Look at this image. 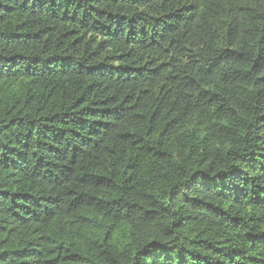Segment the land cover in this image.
I'll list each match as a JSON object with an SVG mask.
<instances>
[{"label":"trees","instance_id":"trees-1","mask_svg":"<svg viewBox=\"0 0 264 264\" xmlns=\"http://www.w3.org/2000/svg\"><path fill=\"white\" fill-rule=\"evenodd\" d=\"M0 264H264V0H0Z\"/></svg>","mask_w":264,"mask_h":264}]
</instances>
